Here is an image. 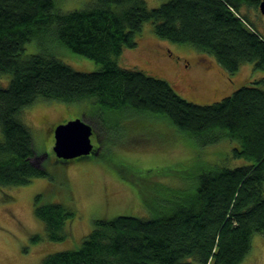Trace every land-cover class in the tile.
Here are the masks:
<instances>
[{
  "label": "trees",
  "instance_id": "1",
  "mask_svg": "<svg viewBox=\"0 0 264 264\" xmlns=\"http://www.w3.org/2000/svg\"><path fill=\"white\" fill-rule=\"evenodd\" d=\"M61 2L0 0V74L10 76L9 85L0 86V188L48 176L33 162V137L21 120L25 107L43 99L90 100L114 116L164 117L194 146L230 143L231 157L245 163L206 164L186 189L147 185L146 195L137 188L150 218L95 220L78 249L52 253L40 264H242L252 237L264 232V75L220 102L199 106L164 80L121 67L117 58L137 46L150 23L157 37L213 56L229 74L245 63L264 73V32L249 16L262 0H166L157 8H148L145 0H91L70 12L60 11ZM43 39L99 68L82 73L53 54L25 55L27 43ZM82 118L96 130L91 117ZM96 145L98 158L103 143ZM40 196L34 216L47 239L64 240L74 210L62 203L40 204Z\"/></svg>",
  "mask_w": 264,
  "mask_h": 264
},
{
  "label": "rangeland",
  "instance_id": "2",
  "mask_svg": "<svg viewBox=\"0 0 264 264\" xmlns=\"http://www.w3.org/2000/svg\"><path fill=\"white\" fill-rule=\"evenodd\" d=\"M89 1L62 0L60 11L82 9ZM145 1L148 8H157L166 0ZM249 16L264 32L260 11L251 10ZM136 43V47L124 49L117 64L164 80L191 104L213 105L262 76L249 63L229 74L213 56L191 45L157 37L150 23L143 26ZM24 48L25 55L53 54L82 73L99 68L92 60L72 53L54 40L43 39L40 43L32 40ZM9 80V75L0 74L1 87H7ZM94 105L90 100L64 103L43 99L23 109L21 120L32 134L37 154L33 162L42 164L48 176L24 186L0 188V264H40L52 253L76 250L92 231L95 220L123 215L150 218L137 188L146 192L147 185L164 184L186 189L206 164L234 168L245 163L231 157L230 143L206 148L194 146L164 117L130 112L114 116ZM84 114L96 125L98 131L93 130L90 140L95 145L103 143L102 156L96 158L97 153L96 157L56 163L49 130ZM38 194L40 204L62 203L74 210V217L66 224L68 236L64 240L47 239L43 223L34 216ZM33 237L39 239L34 241ZM251 241L250 253L242 264H264V232L254 235Z\"/></svg>",
  "mask_w": 264,
  "mask_h": 264
},
{
  "label": "water",
  "instance_id": "3",
  "mask_svg": "<svg viewBox=\"0 0 264 264\" xmlns=\"http://www.w3.org/2000/svg\"><path fill=\"white\" fill-rule=\"evenodd\" d=\"M260 14L264 17V0L259 4ZM91 125L80 117L75 120L59 124L53 130V154L63 161L88 158L93 155Z\"/></svg>",
  "mask_w": 264,
  "mask_h": 264
},
{
  "label": "flooded vegetation",
  "instance_id": "4",
  "mask_svg": "<svg viewBox=\"0 0 264 264\" xmlns=\"http://www.w3.org/2000/svg\"><path fill=\"white\" fill-rule=\"evenodd\" d=\"M58 125V124H57ZM55 128H53V130H54ZM53 130L52 129H50L49 130V133H52V135H53ZM96 149H97V145H95L94 144V146H93V155H90V156H96L97 155V152H96ZM56 159V158H55ZM58 159V158H57ZM82 159H85V158H82ZM59 160V159H58ZM61 160V159H60ZM73 160H77V159H73ZM62 161V163L63 164H67L68 163V161H72V160H67V161H63V160H61Z\"/></svg>",
  "mask_w": 264,
  "mask_h": 264
},
{
  "label": "crops",
  "instance_id": "5",
  "mask_svg": "<svg viewBox=\"0 0 264 264\" xmlns=\"http://www.w3.org/2000/svg\"><path fill=\"white\" fill-rule=\"evenodd\" d=\"M261 75H264V73H262Z\"/></svg>",
  "mask_w": 264,
  "mask_h": 264
}]
</instances>
